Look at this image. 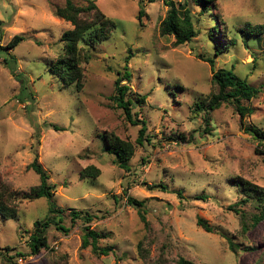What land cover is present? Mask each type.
Instances as JSON below:
<instances>
[{"label": "rangeland", "instance_id": "rangeland-1", "mask_svg": "<svg viewBox=\"0 0 264 264\" xmlns=\"http://www.w3.org/2000/svg\"><path fill=\"white\" fill-rule=\"evenodd\" d=\"M93 1L115 29L103 42H80L86 59L81 57L77 91L49 72L63 53V32L72 28L52 13L66 0H0V46L23 38L11 51H0V203L15 212L13 219L0 215V264H177L179 258L264 264V218L252 225L259 203L236 186L264 189V149L245 131H264V35L243 30L264 24V0H216V9L204 15L190 0H173L190 8L196 31L178 47L161 34L166 0ZM219 47L225 49L215 57ZM3 58L16 62L13 74ZM205 59L214 60L215 71L232 69L248 85L263 86L242 103L251 114L241 117L231 103L196 108L216 93ZM124 71L130 79L121 85L130 89L132 115L146 124L143 145L136 143L140 125L131 126L109 100ZM109 135L133 146L128 171L102 151ZM35 157L55 186L50 200L21 197L39 183L27 169ZM90 166L99 175L81 178ZM199 196L206 199H194ZM127 197L143 202L145 223ZM243 198L247 203L241 204ZM49 201L62 212L49 213ZM70 212L92 220L71 221ZM198 218L213 233L197 227ZM46 219L67 232L49 225L47 249L14 257L28 254L33 223ZM85 226L99 234L107 256L81 247Z\"/></svg>", "mask_w": 264, "mask_h": 264}, {"label": "trees", "instance_id": "trees-1", "mask_svg": "<svg viewBox=\"0 0 264 264\" xmlns=\"http://www.w3.org/2000/svg\"><path fill=\"white\" fill-rule=\"evenodd\" d=\"M84 5L76 6L72 1L66 0L64 6L55 7L52 11L53 16L61 19L65 22L70 23L71 29L63 32L61 36V42L63 43V53H61L56 60L50 65L49 72L59 77L65 85L75 84L76 90L81 89L82 72L80 69L81 57L85 58V52L80 46V42H83L84 37L88 40H92L95 43L103 42L110 38V33L115 29L114 22L104 16L93 0H79ZM182 1V0H180ZM185 4L187 5L186 0ZM195 7L200 10V15L210 13L216 9V0H190ZM165 6L167 7V12L164 20L161 23L160 30L163 36H170L174 38L175 47L184 45L190 42L194 37H196V31L194 29L193 17L191 10L185 4H176L173 0H166ZM142 10L138 13V18L142 16ZM216 17H214L215 19ZM2 21H0V26ZM249 36L260 37L264 35V24L258 26H246L243 29ZM21 36H14L11 40L4 46H0L1 52H8L14 49L21 41ZM219 45V44H217ZM222 49L218 48L215 51L214 56L217 57L221 54ZM82 59V60H83ZM87 60H89L87 56ZM208 62L212 76V85L216 88V93L212 92L207 99L199 102L196 108L200 111L201 109L216 110L220 107L222 103H231L235 107V111L244 117L246 114H251V110L244 106L242 103L250 102L252 99L261 91L262 87L254 88L236 76L232 69H214V60L205 59ZM16 62L11 58H3L2 65L8 69L10 74H13L14 68L13 64ZM130 75L127 71H124L121 76H119L114 82V94L110 96L109 100L115 103V107L120 109L123 113L124 119L131 126L140 125L138 131V137L136 143L138 145H143V141H147L145 138L146 124L143 120H139L132 115V99L128 97L129 87L127 85H121L123 81H129ZM144 97H138L136 99L138 104L144 103ZM207 107V108H206ZM209 118L206 116L204 118V123L207 126ZM54 129L56 127L53 126ZM259 146L264 149V131L260 128L251 127L245 130ZM179 141H184L183 136L178 135L176 137ZM102 151L108 155L114 156L115 164L128 171V162L133 155V146L125 141L120 140L114 135H109L105 137L104 146ZM257 153H262L256 150ZM28 170L33 171L38 177V185L31 188L28 192L22 193L21 197L28 201H35L40 198H46L50 200L54 193L55 186L50 184L49 176L47 172L43 169L40 163H38L35 157L33 161L27 166ZM99 175V170L94 167H87L81 172L80 177L82 178H96ZM146 186V184H145ZM237 188L242 190L244 194H251L255 196L257 203L259 205L258 213L252 217V225L257 224L264 218V189H260L256 186H250L249 184H237ZM156 187V186H155ZM162 188V187H161ZM165 189V188H164ZM178 195H180L178 193ZM195 200H205V196L195 197ZM129 206L135 207L138 210L139 217L143 223H145V217L142 213L143 202H138L130 197L126 199ZM241 204L247 203V199L243 198ZM232 209V208H231ZM48 211L51 214H59L62 210H59L55 203H48ZM237 211V210H236ZM238 212V211H237ZM0 215L5 217V219H13L15 217V212L13 210H8L3 204L0 203ZM71 221L81 220L84 224L91 222V216L87 214H80L76 212H70ZM49 225H53L56 230L62 232H67L59 222H52V220L46 219L35 221L33 223V232L28 238V254L24 255L22 253H15L14 257L26 258L29 256L38 255L43 249L48 248V239L46 236V230ZM196 226L202 229L206 233H213L212 228L207 224L206 221L198 218L196 220ZM84 233L82 236L81 247L83 249L90 247L91 251L95 255L101 254L102 256H107L109 250L103 249L98 246V241L101 239L99 234L93 231L89 226H85L83 229ZM229 248L231 251L234 250V246L229 242ZM11 260V259H10ZM117 264V263H114ZM177 264H193L183 258H179Z\"/></svg>", "mask_w": 264, "mask_h": 264}, {"label": "built area", "instance_id": "built-area-1", "mask_svg": "<svg viewBox=\"0 0 264 264\" xmlns=\"http://www.w3.org/2000/svg\"><path fill=\"white\" fill-rule=\"evenodd\" d=\"M20 263H21V261H20Z\"/></svg>", "mask_w": 264, "mask_h": 264}]
</instances>
